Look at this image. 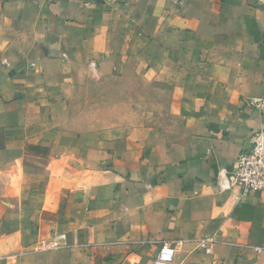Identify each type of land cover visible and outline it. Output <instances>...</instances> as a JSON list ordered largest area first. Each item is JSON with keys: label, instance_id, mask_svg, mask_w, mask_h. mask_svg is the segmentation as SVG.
I'll return each instance as SVG.
<instances>
[{"label": "crops", "instance_id": "1", "mask_svg": "<svg viewBox=\"0 0 264 264\" xmlns=\"http://www.w3.org/2000/svg\"><path fill=\"white\" fill-rule=\"evenodd\" d=\"M257 97L264 0H0V264H264Z\"/></svg>", "mask_w": 264, "mask_h": 264}, {"label": "built area", "instance_id": "2", "mask_svg": "<svg viewBox=\"0 0 264 264\" xmlns=\"http://www.w3.org/2000/svg\"><path fill=\"white\" fill-rule=\"evenodd\" d=\"M254 109H261L264 98H248L246 102ZM219 190L237 188L242 194L264 192V128L251 132L248 143L236 156L233 170H221L215 178ZM212 239L202 241L205 252H210L208 243ZM50 247H53L51 245ZM257 253L261 248H254ZM173 249L168 242H163L151 264H172Z\"/></svg>", "mask_w": 264, "mask_h": 264}, {"label": "rangeland", "instance_id": "3", "mask_svg": "<svg viewBox=\"0 0 264 264\" xmlns=\"http://www.w3.org/2000/svg\"><path fill=\"white\" fill-rule=\"evenodd\" d=\"M163 243V242H162Z\"/></svg>", "mask_w": 264, "mask_h": 264}]
</instances>
